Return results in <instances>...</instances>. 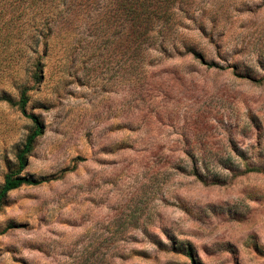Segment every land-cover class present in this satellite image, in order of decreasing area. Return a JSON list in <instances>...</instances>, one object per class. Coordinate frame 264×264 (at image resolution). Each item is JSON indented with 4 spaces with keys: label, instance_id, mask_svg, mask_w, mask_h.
Here are the masks:
<instances>
[{
    "label": "rangeland",
    "instance_id": "374dc122",
    "mask_svg": "<svg viewBox=\"0 0 264 264\" xmlns=\"http://www.w3.org/2000/svg\"><path fill=\"white\" fill-rule=\"evenodd\" d=\"M110 3L0 1V96L26 90L45 180L7 193L0 264H264V175L240 174L264 168V0H175L139 50ZM31 127L0 101V185Z\"/></svg>",
    "mask_w": 264,
    "mask_h": 264
},
{
    "label": "trees",
    "instance_id": "16d2710c",
    "mask_svg": "<svg viewBox=\"0 0 264 264\" xmlns=\"http://www.w3.org/2000/svg\"><path fill=\"white\" fill-rule=\"evenodd\" d=\"M7 6L12 7L13 4L24 8L33 4H42L47 1L54 0H0ZM98 0H55L56 14L62 16V20L69 22L72 18L82 17V13L89 5H93ZM25 4V6H23ZM111 10L114 12L116 19H121V28L125 31L120 32L124 37H128L131 43H135L136 50H139L143 40L153 37L162 38L159 44H163L165 37H161L165 33L171 19L174 15L175 0H111ZM83 9H80L81 7ZM82 12V13H81ZM56 14L54 16H56ZM46 21V20H45ZM157 28V29H155ZM197 56V55H196ZM196 58H199L198 56ZM200 59V58H199ZM25 89L19 93L17 101H12L10 98L2 95L0 101H4L11 106H16L20 113L30 120L32 127L25 136L20 147L14 155V163L9 167L3 176L0 185V209L4 206L5 198L8 192L16 190L22 186H35L45 182L43 179H35L32 176L22 174L27 166V158L33 148L34 142L43 133V124L38 118L32 114H27L25 104L27 97ZM257 173L264 175L263 167H254L244 164L243 171L240 174ZM12 226H7L9 229ZM182 253L189 260V264H197L195 255L189 245L182 247Z\"/></svg>",
    "mask_w": 264,
    "mask_h": 264
}]
</instances>
